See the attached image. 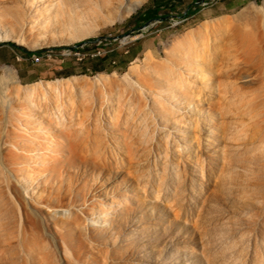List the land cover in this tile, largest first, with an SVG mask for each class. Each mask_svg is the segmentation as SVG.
<instances>
[{
	"label": "rangeland",
	"instance_id": "rangeland-1",
	"mask_svg": "<svg viewBox=\"0 0 264 264\" xmlns=\"http://www.w3.org/2000/svg\"><path fill=\"white\" fill-rule=\"evenodd\" d=\"M134 3L0 0V264H264V0Z\"/></svg>",
	"mask_w": 264,
	"mask_h": 264
},
{
	"label": "bare ground",
	"instance_id": "bare-ground-1",
	"mask_svg": "<svg viewBox=\"0 0 264 264\" xmlns=\"http://www.w3.org/2000/svg\"><path fill=\"white\" fill-rule=\"evenodd\" d=\"M142 0H135V3L133 4V7L137 6L139 3H141ZM10 21L2 19L0 17V41L7 40V39H15L16 33L14 29V25L12 23H9ZM3 73L0 75V92L6 95L9 101V104H11V109L4 108L2 109L3 112L10 113V110L12 112L13 107V101L14 98H20V99H31L32 101H35L37 99L38 94L36 93L35 87L32 86H19L16 82L14 71L10 66L3 65L2 67ZM175 81V80H174ZM177 81H175L176 83ZM194 88V87H193ZM195 89V88H194ZM183 90H185V86L183 87ZM185 92V91H184ZM185 103V102H184ZM38 105V104H37ZM35 170V165L32 163L31 171Z\"/></svg>",
	"mask_w": 264,
	"mask_h": 264
},
{
	"label": "built area",
	"instance_id": "built-area-1",
	"mask_svg": "<svg viewBox=\"0 0 264 264\" xmlns=\"http://www.w3.org/2000/svg\"><path fill=\"white\" fill-rule=\"evenodd\" d=\"M99 43V38H96L93 43ZM87 43H90V41H84L82 43H80L79 45H72L68 48L65 49V51H63L62 53V56L63 58L65 57H68V56H72V55H77L79 56L78 59H81V57H94V56H98V55H101L102 52L101 51H97V52H94V53H83L84 50L86 49V45ZM43 56H51L50 54L48 53H43V52H40V53H33L30 55V60L33 62V63H38L41 61V59L43 58Z\"/></svg>",
	"mask_w": 264,
	"mask_h": 264
},
{
	"label": "trees",
	"instance_id": "trees-1",
	"mask_svg": "<svg viewBox=\"0 0 264 264\" xmlns=\"http://www.w3.org/2000/svg\"><path fill=\"white\" fill-rule=\"evenodd\" d=\"M194 10H192L191 8L186 12V14H191ZM158 12V9H152V10H148L146 12V14L143 16V20L147 21L149 19H155V18H160V16H155ZM33 53H40L39 51L37 52H30L28 51V54L31 55Z\"/></svg>",
	"mask_w": 264,
	"mask_h": 264
},
{
	"label": "water",
	"instance_id": "water-1",
	"mask_svg": "<svg viewBox=\"0 0 264 264\" xmlns=\"http://www.w3.org/2000/svg\"><path fill=\"white\" fill-rule=\"evenodd\" d=\"M149 22V21H148ZM148 22L145 24V26L148 24Z\"/></svg>",
	"mask_w": 264,
	"mask_h": 264
}]
</instances>
